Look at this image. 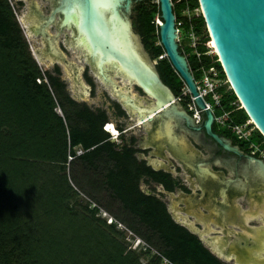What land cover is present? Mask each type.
Listing matches in <instances>:
<instances>
[{
	"label": "trees",
	"instance_id": "trees-1",
	"mask_svg": "<svg viewBox=\"0 0 264 264\" xmlns=\"http://www.w3.org/2000/svg\"><path fill=\"white\" fill-rule=\"evenodd\" d=\"M171 1L176 20L201 35L200 63L221 68L217 55L204 53L210 37L202 14L190 21L181 16L184 7H199L198 0ZM155 14H160L158 4L146 0L134 15L135 30L152 60L164 54ZM188 63L193 69L198 60L192 55ZM155 67L174 95H182L183 81L169 59L159 58ZM236 100L230 90L222 102L231 119L242 123L248 115L240 104H231ZM106 120L105 110L68 94L59 67L41 71L8 1L0 0V264H142L134 251L139 241L133 249L126 246L115 221L156 250L144 249L143 264H225L171 218L163 201L140 188L142 179L168 191L174 183L168 172L138 159L133 136L122 137L121 144L110 141L102 129ZM219 133L246 148L229 131ZM253 140L264 144L259 131ZM78 147L83 152L75 155ZM68 153L75 156L70 161ZM67 165L75 171L72 176L65 173ZM81 194L98 206L76 211ZM100 208L112 223L95 215Z\"/></svg>",
	"mask_w": 264,
	"mask_h": 264
},
{
	"label": "water",
	"instance_id": "water-1",
	"mask_svg": "<svg viewBox=\"0 0 264 264\" xmlns=\"http://www.w3.org/2000/svg\"><path fill=\"white\" fill-rule=\"evenodd\" d=\"M45 2L49 12L48 2ZM130 3L131 0H69L68 5L63 7L65 16L60 28L65 26L72 31L73 39L78 47L85 48L82 50L84 57L102 83L145 128L150 151L146 156L136 153L137 157L155 170L174 173L163 151L166 148L181 164L190 165L195 154L187 149H191L190 140L185 134L191 133L188 127L196 130L203 128L225 150L243 155L237 145H232L231 139L211 130L213 115L197 94L189 63L176 41V16L172 1L156 0L160 12L159 43L164 49L163 56L169 59L189 93L194 96L196 106L204 109V119L200 123H195L186 109L176 101L174 93L160 79L156 61L145 53L138 34L133 33L127 15ZM198 4L231 88L248 118L264 137V0H198ZM58 20L55 18L54 22L58 24ZM52 21L53 18L48 17L45 22L30 26L31 33L41 35L46 46L44 49L36 48L40 49L38 53L32 50L34 59L37 64L44 60L61 62L70 72L75 93L89 96L90 86L79 76L82 65L68 60L57 46L56 39H60L63 28L58 31L57 37L46 30ZM69 39L70 36L66 35L64 42ZM114 74L133 81L151 98V103L141 105L127 91L116 88L111 80ZM56 110L61 115L60 109ZM156 149H162V153ZM151 153L156 155L151 157ZM243 156L248 162L256 163L264 175L262 158L247 154ZM194 173L198 176L197 170ZM170 195L174 197L172 192ZM173 217L192 233L198 232L185 215L174 214ZM179 217L182 222L178 221Z\"/></svg>",
	"mask_w": 264,
	"mask_h": 264
},
{
	"label": "flooded vegetation",
	"instance_id": "flooded-vegetation-1",
	"mask_svg": "<svg viewBox=\"0 0 264 264\" xmlns=\"http://www.w3.org/2000/svg\"><path fill=\"white\" fill-rule=\"evenodd\" d=\"M28 1L29 12L22 18L14 16L24 36L26 31L22 22L27 24V31L31 33L30 26L32 24L43 23L48 17L53 18V23L55 17H59L58 24H56L57 31L67 28L65 26L60 28V24L65 16L63 7L68 5L69 0H46L49 5L48 14H44L34 1ZM18 4L21 2L19 1ZM139 4H146V0H131L130 11L127 13L128 16L130 15L131 27L134 30V15ZM9 5L12 6L10 3ZM37 36L42 38L41 35ZM66 43L75 45L84 55L82 50L85 48L78 47L73 39L72 31L70 39ZM45 47L44 44L40 49ZM40 49L33 51L38 53ZM81 71L84 69L82 68ZM80 78L82 81L85 80L83 76ZM85 81L91 83L88 77ZM91 91L90 86L89 95H91ZM78 97L80 96L75 94L73 99L76 100ZM110 106L114 113L117 108L123 110V114H119L122 115L121 117L128 120L132 118V113L116 97ZM188 129L191 133L186 132L185 134L190 140L191 149H187L195 154L190 160V165L181 164L166 148L163 149L166 159L168 158L167 160L170 162L169 167L174 169V173L168 172L173 179L174 189L168 191L163 184L151 181L150 188L144 191L163 201L175 222L177 221L173 217L174 214L185 215L190 222L192 221L198 229V232L194 234L222 262L264 264V175L256 163L248 162L247 158L243 156L247 154L257 157V155L231 140L232 145H237L243 154L237 155L225 150L210 135L206 134L203 128L196 130L193 127H188ZM211 130L222 136L219 133L222 130H218L214 125ZM133 137L135 142L139 141V137L136 135ZM142 141L144 140L142 139ZM156 151L160 152L158 149ZM198 156L204 157V159H200ZM195 170H197L198 176L195 175ZM170 192L174 197H171ZM178 221L182 222L181 218ZM179 224L181 225V223Z\"/></svg>",
	"mask_w": 264,
	"mask_h": 264
},
{
	"label": "rangeland",
	"instance_id": "rangeland-1",
	"mask_svg": "<svg viewBox=\"0 0 264 264\" xmlns=\"http://www.w3.org/2000/svg\"><path fill=\"white\" fill-rule=\"evenodd\" d=\"M19 1L21 2V4H18ZM33 1L40 9H42V12L44 14H48V10H47L45 0H33ZM8 2L12 5L11 6L12 11H13L15 17L19 16L20 18H22L30 10L28 0H8ZM153 2L156 3V0H153ZM156 16L157 15L155 14V17ZM55 18L59 19V17H57V16ZM129 20H130V15H129ZM20 22H22V21H20ZM21 24H22V26L25 27V28L23 27L27 33V34L25 33V36H26L25 40L28 44V48L30 50L31 55L34 58V55L32 54V50H36V48H42L44 46V42L40 36L32 35L31 33H29L27 31V24H25L24 22H22ZM46 29L48 32L58 34L55 22L53 24H49L46 27ZM132 31H133V33L137 34L136 30L132 29ZM66 35L71 36V31L68 28H63L62 33H61V37H60V39H56V42H57L58 46L63 50V52L66 55V58L68 60H71L74 63L82 65V68L84 69V71H80L79 76L80 77L83 76L85 80H86V77H88L91 80V83L83 80L84 82H86L88 85L91 86V88H92L91 95L84 97L78 93H75L74 86L72 83V79L70 76V72L67 71V69L64 67V65L61 62H56V61H51V60L40 61L38 64L39 68L41 69V71L48 70V71L53 72V68L55 66L59 67V77L65 83V89L72 98L75 96V94H77L80 97L76 98V101L79 103H85L91 109L106 108V105L103 102L108 101V103H113L115 97L112 95L111 91L102 83V81L100 80V78L98 77V75L96 74V72L94 71V69L92 68L90 63L88 62V60L84 57L83 53L80 50H78L77 48H75V46L73 44H71V43L67 44L66 42H64ZM138 37H139V40H140L141 45L143 47V50L149 56L147 50L145 49V47L143 45L141 37L139 35H138ZM161 57H163V56H159L156 60H158ZM156 60H153V61H156ZM111 80L113 82V85L116 88L121 89V91H127L130 95H132L135 99H137L141 105H146V102L151 103V101H152L151 98H149V96H147L133 81H129L128 79H126L124 77H120L119 75H115V74L112 75ZM56 111H58V110H56ZM60 112H61V110H60ZM61 115H62V113H61ZM135 118H136V116L132 113V118L129 119L130 122L132 120H134ZM126 120L127 119H124V120L120 119V122H117L116 125L123 128L127 122ZM114 127H115V125H114ZM142 128H143L142 126H138L135 129L140 130ZM115 129H116V127H115ZM128 133L129 132H126L122 135L124 137L130 138L131 135ZM137 137H139V136H137ZM120 138H121V136H120ZM137 144H138V141H136L134 143V146L137 147ZM149 151H150V148H146V149H143L142 151H139V152H142L143 154L147 155ZM165 155H166V153H165ZM74 172L75 171L72 170V168H70L69 165L66 166V170H65L66 174L72 176V174ZM140 187H143V189H146L148 186H146L142 182V183H140ZM87 204L91 208L94 206L95 207L98 206L96 203H94L87 196L81 194V195H79V197H77V202L74 205V208L76 209V211H80L83 213L85 211L83 209V207ZM71 205H73V204H71ZM102 211H104L105 214H102ZM106 211H107L106 209L100 208L99 212L95 215L96 216L99 215L100 219H101V217H103V215H106V218L108 216H111L108 213V211L107 212ZM104 222L107 224L106 219H104ZM117 222L115 221V230L117 231L118 234H120L119 236L122 237L121 241H123V243L126 246H130V248L133 249L134 248V242L139 241V244L135 247L134 251L137 255H139V262L140 263L143 264L146 262V258L142 254V252L144 251L145 248L150 249V251H151L150 253H152V254L156 253V250L154 249L153 246L147 244L144 239H142L139 235L135 234L132 230L127 228L122 222H119V221H117ZM191 223L193 224L192 221H191ZM223 263L228 264L227 262H223Z\"/></svg>",
	"mask_w": 264,
	"mask_h": 264
},
{
	"label": "built area",
	"instance_id": "built-area-1",
	"mask_svg": "<svg viewBox=\"0 0 264 264\" xmlns=\"http://www.w3.org/2000/svg\"><path fill=\"white\" fill-rule=\"evenodd\" d=\"M201 14L200 7H196L194 9L189 8L188 6L184 7L181 10V16L186 17L189 21L192 19L193 16H197ZM154 22L156 25L160 23V18L157 15L154 18ZM175 27H176V41L179 45V49L181 53L186 57L188 61V57L192 55L198 60V65L190 68L193 81L195 84V88L197 94L202 98L204 105L213 115V125L218 130H225L229 131L237 140L243 142L246 145V148L251 153L257 155V157L264 159V144L262 142H256L253 140V136L257 130L256 126L253 124L251 119H246L242 123H236L228 114V111L225 108L223 101L224 94L232 90L229 80L221 66V68L210 66L205 67L203 64L200 63V55L201 53L197 50V45L200 43L201 35L198 34L192 26L188 29L183 27V20L175 19ZM207 30V29H206ZM209 48L206 52L207 55H216V51L214 50L212 41L207 42ZM223 72V75H222ZM182 95L176 96V101H178L181 105L184 101V108L186 111L191 115L194 119L195 123H200L203 119V110L199 109L195 102L194 96H192L185 84L181 87ZM184 95L188 96V99L184 98ZM232 105H239L238 99L234 102H231ZM107 125L109 122H105L102 126V129L109 133V138L112 139L116 144H121L122 140L120 136L122 133L128 131L129 127H123L119 129L116 127V134L111 133ZM83 152L81 148L75 149V155H79ZM75 156L68 153L67 160L70 161ZM102 214H105L102 211ZM107 223H110L113 218L111 216L107 217Z\"/></svg>",
	"mask_w": 264,
	"mask_h": 264
},
{
	"label": "crops",
	"instance_id": "crops-1",
	"mask_svg": "<svg viewBox=\"0 0 264 264\" xmlns=\"http://www.w3.org/2000/svg\"><path fill=\"white\" fill-rule=\"evenodd\" d=\"M105 105H106V108H102L103 110H105V112H106V114H107V120H106V122H109V125H107V127L108 126H110V129H112V128H115V127H117V125H116V123L117 122H120V119H122V120H124L125 118H123V117H121L122 115H119V112H118V110L120 109V108H117V113L115 112H113L114 110H113V108H111V103H108V101H104L103 102ZM127 122H126V124L125 125H127V126H129V129H128V131L127 132H129L128 134H130L131 135V137L133 136V135H136V136H139V141H138V144H137V149H138V154H140V155H142V156H146L145 154H143L142 152H139V151H142L143 149H146V148H150L149 147V143H148V138H147V135H146V131H145V128L143 127L142 129H140V130H136L135 128L136 127H138V126H140V125H137V120L136 119H134V120H132V122H130L128 119L126 120ZM112 122V123H111ZM105 123V122H104ZM114 123V124H113ZM114 125H115V127H114ZM105 131V130H104ZM106 132V131H105ZM117 131H115V132H113V133H116ZM108 133V132H107ZM126 133V132H125ZM109 134V133H108ZM122 134H124V133H122ZM122 137H124L123 135H121V140H122ZM130 137V138H131ZM124 138H126V139H130V138H127V137H124ZM108 139L110 140V141H112V142H114L112 139H110L109 138V136H108ZM142 139L144 140V141H142ZM115 143V142H114ZM135 147V146H134ZM156 155V153H151V157L152 156H155ZM139 159V158H138ZM140 160V159H139ZM147 164V163H146ZM148 165V164H147ZM151 168H152V166L151 165H149ZM153 169V168H152ZM155 170V169H154ZM143 182V184H145L146 186H148L147 188H146V190L148 189V188H150V184L151 183H146L143 179L140 181V183H142ZM143 191L145 190V189H143V187H140ZM113 218V217H112Z\"/></svg>",
	"mask_w": 264,
	"mask_h": 264
},
{
	"label": "bare ground",
	"instance_id": "bare-ground-1",
	"mask_svg": "<svg viewBox=\"0 0 264 264\" xmlns=\"http://www.w3.org/2000/svg\"><path fill=\"white\" fill-rule=\"evenodd\" d=\"M212 44H213V43H212ZM213 47H214V45H213ZM214 50L216 51L215 47H214ZM137 121H138L137 123H139V120H137ZM107 128H108V130L110 131V129H109L110 127L108 126ZM110 132H111V131H110ZM111 133H113V132H111ZM116 133H117V132H116ZM116 133H113V134H116Z\"/></svg>",
	"mask_w": 264,
	"mask_h": 264
},
{
	"label": "clouds",
	"instance_id": "clouds-1",
	"mask_svg": "<svg viewBox=\"0 0 264 264\" xmlns=\"http://www.w3.org/2000/svg\"><path fill=\"white\" fill-rule=\"evenodd\" d=\"M103 218L107 219V218H106V215H103ZM113 221H114V220H111V222H110V223H112Z\"/></svg>",
	"mask_w": 264,
	"mask_h": 264
}]
</instances>
